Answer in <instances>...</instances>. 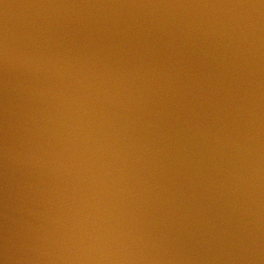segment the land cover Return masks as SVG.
<instances>
[{"label":"water","instance_id":"water-1","mask_svg":"<svg viewBox=\"0 0 264 264\" xmlns=\"http://www.w3.org/2000/svg\"><path fill=\"white\" fill-rule=\"evenodd\" d=\"M0 264H264V0H0Z\"/></svg>","mask_w":264,"mask_h":264}]
</instances>
